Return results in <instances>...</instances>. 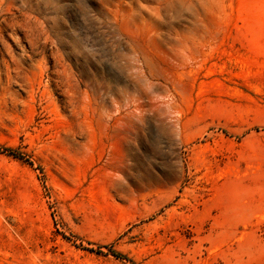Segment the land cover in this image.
Wrapping results in <instances>:
<instances>
[{"label": "rangeland", "instance_id": "374dc122", "mask_svg": "<svg viewBox=\"0 0 264 264\" xmlns=\"http://www.w3.org/2000/svg\"><path fill=\"white\" fill-rule=\"evenodd\" d=\"M0 264H264V0H0Z\"/></svg>", "mask_w": 264, "mask_h": 264}]
</instances>
